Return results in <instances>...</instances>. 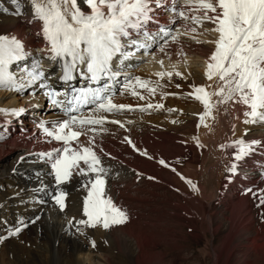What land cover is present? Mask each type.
I'll return each instance as SVG.
<instances>
[{
    "label": "rangeland",
    "instance_id": "rangeland-1",
    "mask_svg": "<svg viewBox=\"0 0 264 264\" xmlns=\"http://www.w3.org/2000/svg\"><path fill=\"white\" fill-rule=\"evenodd\" d=\"M5 2V0H0L1 4L6 5L10 9L2 7V9H5V12H0V14H4L5 16L2 22L8 21L10 17L15 18L16 14V12L13 13L12 10L15 9L13 8L15 5L11 3L12 6L10 2ZM8 11L13 13L14 16ZM6 12L8 13L5 14ZM29 13L30 12H28L27 16H20L21 19L25 17L31 19L32 14ZM33 20L35 24H33ZM33 20V26H31L29 30H34L33 32H35V30H38L37 28L39 26L42 27V23L36 25L37 21L35 19ZM190 24L189 28L195 26L197 31L200 30V26L192 23ZM0 36H3V34H0ZM33 36H37L36 32L26 39H30V37L35 39ZM183 38L181 41H176L173 45L169 46L167 51L165 49L167 56L171 58L174 57L175 59H182L184 56L200 55L202 51V55L204 54L203 57H207L213 50V45L205 49L206 46L203 45L204 43L201 41L198 42V39H189V37ZM196 38H198V35ZM191 39L195 40V42L189 43ZM196 45L199 47H196ZM192 47L194 49L195 47L199 48V51L196 49L194 50ZM142 77H150L145 80L152 81L153 84L151 86H156L155 82L159 81L160 87H157L156 93L154 95L150 94L147 89H140L137 85V90L141 92L145 99H140L132 95L131 90H129L124 94L125 96L120 95L115 102L117 104L126 103V105H132L136 109L107 115L110 121L111 117L119 118L123 127L121 124L106 122L103 126L97 127L98 129L103 127L106 129L105 131H97L96 134L91 132L88 133L89 137H95L94 141L97 145L94 143V149L100 157L103 167L107 169V174L110 178H114L113 186L110 182L111 184L108 183L106 187L113 196L112 201L116 207L125 211L128 216L125 223L116 226L113 225L116 229L118 227L121 228V232L118 230V233L123 237L124 244L122 241L117 245L114 244L108 252L106 251L107 253L104 252L106 255L104 261L101 260V262L99 261L100 263L94 261L91 264H214L215 252L218 254V264H227L226 258L231 250L233 254L228 264H264V204L260 201V196L264 194V179L259 183H254L252 181L246 183L242 176L237 175L236 170L229 171L233 165H235L236 169V165L239 163V160H237L234 155L236 148L235 146L221 147L222 145L231 144V142L236 141L237 138L239 140V136L234 137L239 135V133L234 130L233 123L235 120L244 121L246 119L244 113L248 111V108L240 103L229 102L226 104H217L214 107V109L216 108L215 111L213 110L215 113L213 112L210 114L211 116H209V124L206 118L203 120L207 122L204 121L207 125H205V123H199L198 126L196 120L181 122L180 119H182L183 116L186 118L190 117L187 113L189 110L197 112L199 110L196 102L199 100L189 94L194 92L193 86H198L201 80L196 79V81L193 80L191 83H184L177 77L175 83L170 84L167 79H161L158 76L146 75ZM207 81L208 83L203 82V84H207V87L211 85L210 88L208 87L210 91L216 88L217 81ZM177 85H179V87H177ZM165 93L169 95H164ZM186 95L190 99L192 98L191 102H187L185 98ZM126 100L130 102L127 103ZM172 102L174 105H172ZM148 103L153 105L161 103L164 107L160 109L152 108L146 111H140L139 108L136 107ZM230 105L233 118L228 115L226 109L227 107L230 108ZM238 105L243 106H240L241 109L245 108L243 109L244 112L243 110H239ZM168 109H175V111H168ZM234 109H238V114H240L238 115ZM178 110H181V112ZM241 112L243 113L241 114ZM163 116L166 117V120H168L167 122L173 128L170 133L173 131L175 132L170 134L167 132L165 126L152 121H159L161 118H165ZM150 118H152V120ZM123 119L129 121L127 122ZM198 119L199 118H197V120ZM129 122L133 125L136 124L135 126L137 127L132 125L131 129L126 128V130H124L125 123L129 126ZM141 122L145 123V125H141ZM181 123L183 124L182 131L179 128ZM175 125L178 128H176ZM200 125L202 126L200 127ZM206 126H211L209 130L214 131L207 132ZM133 129L134 132L132 131ZM232 129L233 131H231ZM119 130L122 131L120 134ZM230 132H233L231 136H229ZM249 132V134H245L240 139L247 142L253 140L260 141V143L254 145L253 148L254 150L259 147L264 149V135H254L252 131ZM194 133L195 138H198L202 134L203 141L194 142L191 138ZM166 134H170L171 138L165 136ZM174 135L175 137H172ZM19 136L14 138L19 145H31L26 141H24V144L20 142L19 140L21 138L19 139ZM140 138H144L143 140L148 142V144L150 143L149 147L152 148L154 152L158 153L159 156L155 154L154 156H148L147 152L137 147L135 142H137V139L140 140ZM124 143L127 144L124 145ZM133 145L135 147H133ZM152 145H154V148ZM8 148V145H6V147L1 150L0 155L6 152ZM129 150L131 151L130 153L126 152ZM259 151L261 152L262 150H258L257 152ZM119 156L127 158V161L131 162L138 172L126 166V163H120L114 158ZM259 156L260 155L254 156L252 160L262 163ZM161 160L165 163L161 164ZM149 163L152 166L149 165ZM190 164H192V166H190L191 168L189 167ZM2 170L1 166L0 171L2 172ZM19 176L28 178L29 175L28 173H20ZM193 185H195V187ZM58 188L67 192L65 201L66 207L63 209L52 199V196L57 193ZM81 188V185L75 187L72 185L57 186L53 184L32 192L31 198L39 195L43 197V203L39 202L36 205L43 206L42 215H37L35 213L39 218H37V221L33 224L29 223L32 220L29 215L20 219L13 214L8 215L7 213L9 210L0 211V264H28L26 261L21 262L19 258L16 259L13 255H10V252L8 254V249L4 246V243L7 241L10 242L15 240L17 244L21 246L36 251L42 249L40 251L42 253L45 251L44 248H41L42 246L36 247L32 245L31 242L26 245V231H30L32 229L31 227L39 221V225L34 226L37 230H42V227L46 224L48 227L52 225L58 226L59 230H57L60 231L61 225H59L58 222L61 220L63 223L65 221L66 224H70L71 221L75 223L73 224L71 222L73 224V229L71 230H73L74 234H82V232L86 231H88L87 233L92 232L91 227L88 228L87 225H85L86 227L82 225L83 228L81 226L82 229L80 230L79 225H77L78 223L73 221V219L58 218V216H66L68 214L65 212H67L66 209L71 201H74L72 203H74L78 209H82L87 191ZM43 189H48V191L42 193L41 191ZM116 191L119 192L121 196L120 207L118 203L114 202L117 197ZM71 195L72 198H76L77 200H70L69 198ZM50 197L51 200H49ZM67 199L70 201H67ZM48 209L51 210L52 213H47ZM233 214H235V221L240 223V221L243 220L244 226L240 225L242 228L239 227V229H236L233 237L229 240L227 239V235L232 229L230 218ZM41 219L45 224H42ZM55 219L58 222H56ZM67 219H69L70 222ZM12 220L16 221L18 228H13L11 223ZM2 224L6 228L4 226L2 227ZM16 229H20L19 233L13 234L16 233ZM68 230L64 232L66 233ZM64 232L63 235L65 234ZM58 234L59 238H63L60 232H58ZM107 235H110V233ZM89 237H91V235ZM62 240L63 239H61L59 243H62ZM226 240L229 241L228 245L225 242ZM50 248L56 259H54V262L51 264H62L61 256L70 253L69 244H66V248L65 245L59 246L57 244H51ZM253 260L255 262H252Z\"/></svg>",
    "mask_w": 264,
    "mask_h": 264
},
{
    "label": "snow or ice",
    "instance_id": "snow-or-ice-1",
    "mask_svg": "<svg viewBox=\"0 0 264 264\" xmlns=\"http://www.w3.org/2000/svg\"><path fill=\"white\" fill-rule=\"evenodd\" d=\"M153 3L161 6V0H83L89 9L85 12L78 0H31L34 18L42 21V34L50 45V58L63 62L61 79L70 81L75 78L74 73L79 72L94 85H100L73 90L71 95L64 92L63 100L56 99L60 93L49 91L52 103L61 108L67 119L56 121L51 128H44L46 135L62 142V146L39 154L51 161L57 186L70 182L74 174L84 177L81 187L87 191L83 205L87 219L78 221L82 225L95 227L100 224L107 229L128 219L127 213L104 195L107 169L94 149L95 137H90L88 145L79 141L89 132L106 130L95 126H103L106 122L121 124L120 120L109 121L105 114L134 110L132 105L114 102L116 93L112 82L118 77L124 76L121 92L131 90V94L140 99L145 97L137 90V85L153 95L160 87L159 81L155 82L156 86H151L153 82L150 80L114 70L113 61L117 56L122 63L134 55L127 48L147 51L153 44H159V50L163 52L169 41L175 42L180 35L197 32L196 27L189 28V22L201 27L205 22L213 24L212 29H206L217 36L214 41H206L214 43L215 49L209 57L205 74L208 80L215 78L217 86L211 91L205 86H193L194 92L189 95L203 102L204 115H210L217 104L241 103L248 108L244 113L248 118L244 121L246 124L264 123V0H183L179 6L173 3L170 10L176 14V19L172 23L185 21L183 26L188 32L184 33L179 28L173 30L167 26L150 33L146 26L153 21ZM23 57L21 41L15 37L0 36V86H15V77L9 71V65ZM158 63L163 66V60ZM173 74L182 75L176 71V65L171 70L155 73L161 79H171ZM44 75L42 65L36 61L33 70L28 73L29 83H35ZM102 81L106 82L101 84ZM212 97L218 99L213 101ZM85 106H91L87 114L81 113V108ZM136 107L146 111L160 109L164 105L148 103ZM7 111L0 109V112ZM259 143L239 139L221 147L235 146L234 155L239 160L254 151L253 146ZM81 162L85 167L81 166ZM160 163L165 162L161 160ZM235 170V165L229 169ZM66 198L67 192L59 188L52 196L61 209L66 207ZM260 201L264 204V194L260 196ZM19 231L16 229L13 234Z\"/></svg>",
    "mask_w": 264,
    "mask_h": 264
},
{
    "label": "bare ground",
    "instance_id": "bare-ground-1",
    "mask_svg": "<svg viewBox=\"0 0 264 264\" xmlns=\"http://www.w3.org/2000/svg\"><path fill=\"white\" fill-rule=\"evenodd\" d=\"M5 1H6L5 3L10 2V4L13 3L15 5V6H13L11 4L13 6V8H15V9H12L13 13L16 12V14H15V18L10 17L8 19V21H5V22H2L5 19L4 14H0V34H3V36H7L9 38L15 37L16 39L21 41V43L23 44L24 57L21 60L14 61L9 65V71L15 77V86H13L11 84L8 86H0V109H8L9 110L7 112H0V152L2 149L5 148L6 145H8V147H9L6 150V152H4L0 155V167L2 166V169H3L2 172L0 171L1 172L0 173V211L9 210L7 213L8 215L13 214L16 217H19L20 219L24 218L26 215H29V216H31V219H32L29 223L33 224L34 222L37 221L36 219L39 218L36 216V214L42 215L43 206L42 205L36 206V205L39 202L43 203V200L40 199L39 197L31 198L32 192H35L37 189H40L42 187H46L49 185L56 184L55 178H54V172L50 168L51 167L50 166L51 161L49 159L42 158L39 155L40 153L50 152L52 150H51V147H49V146H46V147H42V146L38 147L37 145H32V146H27V147L21 146V145L17 144V142H16L17 140H15L14 138L16 136H19V135L20 136L32 135L33 134V126L35 124H39L41 126L43 125L42 128H44V127L51 128L52 125L56 121H61V120L67 119V117H65L64 114L62 112H60L59 107H53V106H49V105H40L39 104L40 100L38 99V94L47 84L59 85V82L57 80V77H59V75L57 74L56 71H54L52 69H48V70L43 69V71L45 72V75L43 77H41L38 82L35 81V83H29L30 77L28 76V73L33 70L36 61H39L41 65H45L48 63L52 64V63L48 62L51 60V58H50L51 53L48 50L50 47L48 46L49 43L47 42V40L42 42L37 36H33L35 39H33L32 37H30V39H26L27 37L31 36L33 33H35L37 31V30H35V32H33L34 30H29V28L31 26H33L32 20L35 19L31 0H5ZM173 3H176L177 6H179L181 4V0H161V6H159V7L155 6L154 7L153 22L151 23L150 28L147 29L150 33H156L159 31L160 28H163L165 26L172 29L175 24H177V27L179 28L180 32H188V29H186L183 26L184 24L181 22V20H176L175 23H172V21L174 19H176V14L170 10ZM2 7L9 8L6 5L0 3V12H5V9H2ZM80 7L84 11L87 10V7L85 5L80 6ZM167 9H168V12H167V14H165ZM8 12L10 14H13L10 11H8ZM8 12H6L5 14H7ZM28 12H30L29 14H32V18L28 19V17H25V18L21 19L20 16H25V15L27 16ZM170 14H174V15L170 16ZM13 16H14V14H13ZM16 17H19L20 19L16 18ZM39 23H42V21L39 20L36 23V25H38ZM33 24H35L34 20H33ZM193 27H195V26H193ZM212 28L213 27H209V28L207 27V28H204L205 29L204 33H196L199 37L197 39L200 40L201 42H203L204 43L203 45L206 46L205 49L208 46H211L212 44L215 46L214 43H207L206 42V41H214L216 39V36H217L216 33L206 31V29H212ZM37 29H42V27L39 26ZM30 31H31V33H30ZM188 33H189V35H192L191 32H188ZM178 40H179V38H178ZM194 42H195V40L192 41V43H194ZM172 43H174V42L169 41V44L165 48L166 51H167L168 46ZM155 45H158V44H153L152 46H155ZM196 47H199V46L196 45ZM196 47H195V49L197 51H199V48H196ZM131 51L138 53V54L134 55V57H136L137 59L133 60V62H136V64L133 65V63H131L132 61L129 60L131 58H128L127 60H124L121 63L120 57H118V62L113 63L114 70H119L126 75L139 76V77L143 78L142 76H146V75L147 76H156L155 73H157L158 71H161L164 69L171 70L172 66L176 65V71H179L180 73H182V75L173 74L171 79H169L168 77H164L165 79H167L170 82V84L175 83L176 78L179 77L181 79V81L184 83L185 82L191 83V81H193V80L196 81V79L201 80V81H199L200 84H198V86L207 87V84L205 85V84H203V82L208 83V81H207L208 79L206 77L205 72H206V65L209 62V60H207L209 55L207 57H203L204 54L202 55V53H203L202 51L200 52V55L187 56V57L184 56L182 59H177V58L175 59L174 57L171 58V57L167 56V58H168L167 63H165V61L163 60V58H162L163 55H162V53H159V52H161L159 49L154 51V48H150V53L148 55H146L145 49H141L139 51H136L134 48H132ZM152 51H154V52H152ZM161 60H163V66L160 63H158V61H161ZM125 66H127V67H125ZM78 78L80 79L81 83L85 82V85H88L89 82H91L86 77L81 76L79 74V72H77V79ZM77 79L75 80L76 82H77ZM123 80H124L123 75L118 77L117 80L115 81L114 88L119 89V87H120L119 81L123 82ZM216 81L217 80L214 78L211 82H216ZM75 86H76V84L73 85V87H75ZM212 86H214V85H212ZM66 88H67V86L64 85L61 92H65ZM207 89H208V87H207ZM208 90L210 91V89H208ZM125 93L126 92L122 93L120 91V94L118 96H114V102H116V100H118L117 98L120 95L125 96L124 95ZM129 97H131V96H129ZM192 97H195V96L192 95ZM185 98L187 99L188 103L192 101L191 100L192 98L190 99L187 95ZM189 99H190V101H189ZM216 99H217L216 97H212L213 101H215ZM129 102L127 101V103H129ZM196 102H197L198 107H199L198 112L194 111V110H189L187 113L190 117L186 118L183 116L184 119L183 118L180 119L181 122L182 121L186 122V120L187 121L188 120H194V121L196 120L198 122V126H199V123H205L206 122L205 120H203V122H201V117L203 116V119L206 118L207 122L209 124L210 121H208V119H210L209 116H211V115H204L205 106H204L202 101L199 100ZM191 104H193V103H191ZM197 104H196V106H197ZM141 105H142V103H141ZM172 105H174L173 102H172ZM240 106L243 107L242 105H240ZM240 106H239V110L245 109V108L241 109ZM176 107H177V105H176ZM187 108H188V106H187ZM13 109H15V110L23 109V111L13 112V111H11ZM41 109H44V110H41ZM134 109H136V108L134 107ZM215 109L213 108L211 110V114L215 111ZM226 109H227L228 115L231 118H233V116H232L233 112H231L232 111L231 105H230V108L227 107ZM29 110H32V111H30V113H29ZM235 110L236 109H234V111ZM237 110H236V112L238 114L239 111H237ZM178 111L181 112V110H178ZM243 112H244V110H243ZM243 112H241V114ZM87 113H88V109L86 110L85 114H87ZM129 113H131V112H129ZM201 113L203 114L202 116L200 115ZM105 115H109V114H105ZM178 116H179V114H178ZM123 117H121V118H123ZM163 117H165V116H163ZM197 118H199V119L197 120ZM245 118L247 119L246 116H245ZM150 119L152 120V118H150ZM239 119H240V117H239ZM111 120H119V118L111 117ZM123 120H126V119H123ZM157 120H158V118H157ZM109 121H110V119H109ZM126 121L128 122L129 120H126ZM152 121L165 126L167 132H169V133L173 129L171 127V125H169V123L167 122L168 120H166V117L161 118V120H159V121H156V120H152ZM244 121L235 120V122L233 123L234 130L238 131V133H239V135L234 136V137L239 136V139H240L245 134H247V133L249 134L250 133L249 131H252V133H254V135H256V134L257 135H264V123L246 124ZM136 122H138V121H136ZM206 123H205V125H207ZM132 125L133 124L130 123L128 126L125 123L124 130H126V128L131 129ZM135 125L136 124H134L133 126H135ZM141 125L144 126L145 123L141 122ZM202 125H200V127ZM139 126H138V128H139ZM182 126H183V124L181 123V126L179 127L180 130L182 129ZM95 127H98V126H95ZM135 127H137V126H135ZM194 127H195V125H194ZM209 127H211V126L205 127L207 129V132L208 131L213 132L214 130L213 131L209 130ZM42 128H40V129H42ZM176 128H178V127L176 126ZM191 129H193V128H191ZM132 131L134 132V129ZM231 131H233V129ZM120 132H122V131L119 130V134H120ZM173 132H175V131H173ZM173 132H171V133H173ZM232 133L230 132L229 136H231ZM170 134L169 135L166 134L165 136L170 137ZM210 134H212V133H210ZM213 135H214V133H213ZM172 137H175V135ZM191 138H192V140H194V142L195 141L196 142H199V141L202 142L203 141L202 134H201V136L198 137V140L194 139L195 133L191 136ZM89 139H90V137L88 135L87 136H81L79 138V141L81 144L88 145ZM143 139L142 138H140V140L137 139V142H135V145L137 147L141 148L143 151L147 152L148 156H150V155L154 156V154L156 156H159L158 153L154 152V150L149 147L150 143L148 144V142H146ZM237 140H238V138H237ZM94 143H95V145H97V143L95 141H94ZM153 143H155V142H153ZM23 144H24V142H23ZM126 144L127 143H124V145H126ZM60 145L62 146V144H60ZM73 146H75V142H73ZM152 146L154 148V145H152ZM151 149H152V151H151ZM126 152L130 153L131 151L129 150ZM151 153H153V154H151ZM114 158L117 161H119L120 163H126L125 164L126 166H128L132 170L138 172L136 167H134V165H132L131 162L127 161V158H123L120 156L114 157ZM145 158H146V156H145ZM149 165H151V164L149 163ZM81 166L85 167L83 162H81ZM190 166H192V164H190L189 167ZM20 173H28L29 176H28V178H26L24 176H19ZM107 173H108V171H107ZM107 173L105 175L106 183L104 186V195L106 196V198H111V200H112L113 196H112L111 192H109V190L106 187H107V184L110 182L112 183V186H113V179L114 178H110V176ZM90 175L94 176V174H90ZM83 180H84V177H81V176L74 174L71 181L67 182L63 185H67V186L72 185V186L76 187V186H80L81 182ZM55 193H56V190H55ZM72 193H74V192H72ZM76 194H74V195H76ZM116 196L117 197H116V200L114 202L118 203V205L120 207L121 196H120L119 192H117V191H116ZM69 199L70 200H77L76 198L75 199L72 198V195ZM70 200L67 199V201H70ZM72 202H74V201H71L68 204L69 205L68 208L66 209L67 212H65V213H68V214L66 216H58V218L59 217L70 218V219H73V221H75L76 223H78V221H80V220H86L87 217L84 215L83 207H82V209L81 208L78 209L75 206V204ZM79 204H80V202H79ZM49 209L47 210V213H50V212L52 213V211ZM230 219L232 222V229L230 230V232L227 235V239H229V240H231V238L233 237L236 229H239V227L242 228L240 225H243V222H242L243 220L240 221V223L235 221V214H233ZM67 220L69 221V219H67ZM55 221H56V219H55ZM41 222H42V219H41ZM56 222H58V221H56ZM71 222H70V224H66L65 221L63 223L60 220L58 222V224L61 225V229H60V231H58L59 230L58 226L52 225V226L48 227V226H46V224L44 222H42V224L43 223L45 224L42 227V230H37V228H35L34 226H38L40 223V221H39L36 224H34V226H33L34 228L31 227L32 229L30 231H26V234H27L26 235V245H27V243L31 242L32 245H34L36 247L42 246L41 248H44V250H45L43 253L40 252L42 249L40 251H36L34 249L27 248V247L21 246L20 244H17V242L15 240L14 241L12 240L10 242L9 241L5 242L4 246H6V249H8V254L10 252V255H13L16 259L19 258L21 260V262L26 261L28 264H51L52 262H54V259H55V256H53V254H52L53 252L50 248L51 244H55V245L57 244L59 246L65 245V248H66V244H69L70 253L65 255V256L60 255L61 260H62V262H61L62 264H91L94 261H96L97 263L99 261L101 262V260L104 261L105 260L104 257L106 256L104 252H106V251L108 252V250H110V248L114 244L117 245L121 241L123 243V237H121V234L118 233V230H120L121 228L118 227L116 229L114 227L116 225L105 229V228H103L102 225L98 224L95 227H91L92 232H90V233H87L88 231H86V232H82V234H78V233L74 234L73 230H71V229H73L72 225L75 223L72 222L73 223L72 224ZM11 223H12L13 228H16V227L18 228V226L16 225V221L12 220ZM53 223H54V221H53ZM244 224H246V223H244ZM77 225H79L80 230L83 228V226H85V225L82 226V224H79V223ZM3 226L4 225L2 224V227ZM74 226H76V225H74ZM81 226H82V228H81ZM89 227L90 226H88V228ZM65 230H68V231H66V233H65L64 232ZM76 230H78V229H76ZM58 232H60L62 235H63V232L65 233L63 235V238H59ZM107 232L110 233V235H107L108 234ZM120 232H121V230H120ZM89 234L91 235V237H89L90 236ZM21 236H22V234H21ZM15 239H18V238H15ZM61 239H63L62 240L63 244L59 243L61 241ZM225 242L227 243V245L229 244L228 240H226ZM37 250H39V249H37ZM231 251H230L229 255L227 254L228 255L226 258L227 264L229 263V259L232 257V254H233ZM0 252H1V250H0ZM217 261H218V254L215 252L214 261H213L214 264H218ZM252 262H255V261L253 260ZM246 263H248V262H246ZM4 264H6V263H4Z\"/></svg>",
    "mask_w": 264,
    "mask_h": 264
}]
</instances>
